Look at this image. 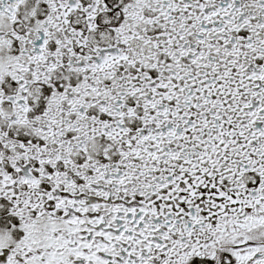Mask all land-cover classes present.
I'll return each mask as SVG.
<instances>
[{"label":"snow or ice","instance_id":"1","mask_svg":"<svg viewBox=\"0 0 264 264\" xmlns=\"http://www.w3.org/2000/svg\"><path fill=\"white\" fill-rule=\"evenodd\" d=\"M0 264H264V0H0Z\"/></svg>","mask_w":264,"mask_h":264}]
</instances>
